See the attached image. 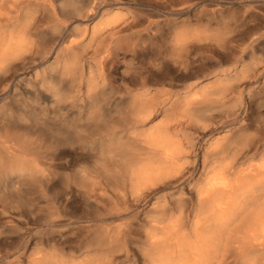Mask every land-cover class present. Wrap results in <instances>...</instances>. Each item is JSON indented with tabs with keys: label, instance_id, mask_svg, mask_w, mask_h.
Returning a JSON list of instances; mask_svg holds the SVG:
<instances>
[{
	"label": "rangeland",
	"instance_id": "rangeland-1",
	"mask_svg": "<svg viewBox=\"0 0 264 264\" xmlns=\"http://www.w3.org/2000/svg\"><path fill=\"white\" fill-rule=\"evenodd\" d=\"M15 5L17 52L0 71V264H155L173 220L185 214L194 239L198 186L221 182L213 208L227 212L264 176V0ZM161 133L185 156L134 193L125 162L159 149Z\"/></svg>",
	"mask_w": 264,
	"mask_h": 264
},
{
	"label": "bare ground",
	"instance_id": "bare-ground-1",
	"mask_svg": "<svg viewBox=\"0 0 264 264\" xmlns=\"http://www.w3.org/2000/svg\"><path fill=\"white\" fill-rule=\"evenodd\" d=\"M15 4L16 0H0V71L3 70L5 65L12 62L17 52V37L12 22L13 12L16 8ZM168 74H170V69L167 72ZM159 76H161L159 73H151V78L154 80H158ZM145 86V84H142L139 87L143 90L140 93L143 96H148L150 90ZM147 114L150 115L148 112ZM48 129L58 135L62 133L63 128L51 126ZM151 134L153 133L151 132ZM165 136H162V133L157 137L155 136L156 138L151 141L154 143L153 147L157 145L159 149L151 150L152 153L146 157H140L142 160L139 162H135L131 157L126 160V165H124L127 168L134 193L143 191L155 177L168 176L171 170L170 166L176 165L185 156L180 150L171 147L173 145L168 142L169 139L167 140ZM150 145L153 144L150 143ZM205 182L204 186H198L197 188V198L201 207L196 215L197 219L193 221L194 239L191 240L180 232L183 225L181 220L185 214L177 220H173V233H170V238L163 241L167 243L172 239L175 242L174 247L163 250L155 264H231L236 260L237 255L236 262L240 264H264V176L254 180L249 185L247 184L248 187L242 189L237 204L233 205V209H229L227 212L218 209L216 211L213 208L215 207V199H218V196H214L212 191L221 186L222 183L217 182L216 184L213 179Z\"/></svg>",
	"mask_w": 264,
	"mask_h": 264
}]
</instances>
